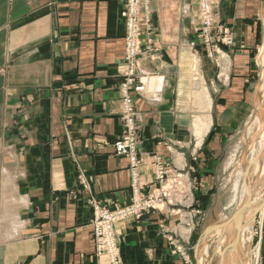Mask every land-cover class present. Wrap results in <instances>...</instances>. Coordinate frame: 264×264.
I'll list each match as a JSON object with an SVG mask.
<instances>
[{
  "label": "crops",
  "instance_id": "obj_1",
  "mask_svg": "<svg viewBox=\"0 0 264 264\" xmlns=\"http://www.w3.org/2000/svg\"><path fill=\"white\" fill-rule=\"evenodd\" d=\"M150 1L162 51L144 63L155 75L139 96L122 60L127 0H0V264H108L95 253L89 198L110 206L131 200L129 161L113 154L123 131V92L135 99L146 184L157 177L154 154L179 170V155L197 150L216 167L221 143L249 116L264 0H218L216 12L234 44L225 48L227 84L217 81L215 63L197 53L213 100L212 127L198 149L186 111L196 57L188 43L199 24L187 16L198 1ZM203 177L194 214L169 206L116 225L123 264H192L178 249L189 250L213 190L203 185L214 177ZM184 218L192 220L189 242L181 233Z\"/></svg>",
  "mask_w": 264,
  "mask_h": 264
},
{
  "label": "rangeland",
  "instance_id": "obj_2",
  "mask_svg": "<svg viewBox=\"0 0 264 264\" xmlns=\"http://www.w3.org/2000/svg\"><path fill=\"white\" fill-rule=\"evenodd\" d=\"M198 3L195 6L196 10H192L188 13L187 17H193L199 20V24L195 26L191 36H193L192 40H189V45L192 48L193 54H195V60L191 66L192 76L190 79V92L188 93V100L186 101L187 107L186 111L192 117L195 114L194 108V97H193V87H194V74L196 72V68H200V62L198 58V54L202 55V53L206 54V56L213 62L214 67L217 71V81L220 84H223L226 81L225 75H223V71L225 69V48H228L234 44V33L231 28L225 26L221 23L220 18L216 12L218 0H197ZM139 9H137V19H135V25L131 24V11L129 7V0H127L125 9L123 12V22H124V56L123 63L127 68L126 72V80L129 84H135V91L139 96H146L147 92V79L150 74L155 75L154 72L146 73L144 63L149 61H154V57H158L161 53L162 49L159 44V36L160 33L158 29L155 27V15L158 14L157 11H154L152 8L150 10L149 4H151L150 0H139ZM190 8V7H189ZM184 9V8H183ZM184 10H182V14L185 15ZM189 36V35H188ZM196 37H198V43L196 42ZM133 41V43H131ZM135 49L134 55L129 56L130 50ZM204 50V51H203ZM260 51V49H259ZM197 54V55H196ZM259 55V52H258ZM257 55V57H258ZM158 58H156L157 60ZM197 60V61H196ZM257 60V59H256ZM258 63V61H257ZM257 76L255 77V81L253 84V94H252V107L250 109V114L254 111V97L257 92L259 83L262 80V72L261 68L257 66ZM202 74V73H201ZM203 76V75H202ZM228 79V78H227ZM205 80V79H204ZM144 83V84H143ZM207 83V82H206ZM227 84V83H226ZM208 86V84H207ZM209 87V86H208ZM193 98V99H192ZM129 101L130 108H127L126 101ZM122 112H121V122L123 131L122 134L118 137L113 145V154L116 157L126 158L129 161V172L131 177V200L130 203L124 206H110L106 203L105 200H101L96 196H91L89 198V203L93 208V220L91 222L93 240L95 243V253L96 256L100 259L106 258L108 264H112V255L116 254L115 258H120V264H123L122 256H121V245L122 240L119 237L116 226L114 225V236L116 237V242L118 241L117 247H105V251L103 253V232H99L97 228V215L102 211H107L109 213H115L118 210H127L129 208H133L134 205L136 207L145 206L149 207L147 209H142L137 214H132L128 218L124 220L117 221L118 223L129 221V220H140L144 217V215L155 212V211H164L169 206L173 208L176 206V211L178 212L180 209H184L185 211L195 213V210H198L199 201V180L204 175L213 176L214 184H204L203 188L205 191L213 187V190L209 193L208 202L203 201V206L201 213L197 215V223L199 224L196 227V233L193 234L191 241L190 236L191 232L188 236L189 250L186 251L184 247L181 252L184 257L191 260L192 264H198L197 254H198V245L203 238V233L207 227L214 225L223 221L226 217H229L233 214L237 207L238 192L236 190V181L238 178L237 173L235 172L238 169V164L234 163V165L229 169H224V162L226 161L229 153L232 148L239 142L241 134L243 130L246 128V121L243 124L234 130L229 139L225 140L220 145L218 159L216 167L209 165L206 158H202L199 156L197 150L195 154H187L184 158L185 168L184 170L171 169L170 167H166V163L163 158L158 155H153V162L155 168V175L159 173L158 169H161L160 177H156L155 181L152 184H146L142 182L141 179V167L143 163L142 157V148L144 139L142 137V130L140 126V121L138 117L137 107L135 105V99L131 96L130 93L123 92L122 97ZM193 105V106H192ZM249 114V115H250ZM133 118V123H128V118ZM248 118V117H247ZM16 126V125H14ZM133 133V139H129L131 136L130 133ZM196 142V141H195ZM236 143V144H235ZM126 147V148H125ZM121 148H125L126 153H122ZM197 148V142H196ZM198 149V148H197ZM192 150H194V145L192 146ZM132 156L134 158V162L132 161ZM240 159V153L238 154ZM203 163V170L201 168H197L195 163ZM194 163L191 164L190 163ZM133 163H136L135 169L138 174V191L133 188V184L137 181L133 180L132 171L135 170L133 167ZM182 175H186L187 178H183ZM237 175V177H236ZM210 178V177H209ZM232 181V182H231ZM184 182L187 183V186L184 185ZM227 182V183H226ZM235 183V184H234ZM176 191V192H175ZM187 191V192H186ZM182 192V193H181ZM184 194L183 198L179 197ZM237 194V195H236ZM173 195H176L173 196ZM186 195V196H185ZM189 195V196H187ZM236 196V197H234ZM136 200V202H135ZM235 204V205H234ZM175 209V207L173 208ZM234 211L232 212V210ZM174 211V210H173ZM175 211V212H176ZM98 212V213H97ZM216 212V213H215ZM189 215V214H188ZM228 215V216H227ZM211 216V218H210ZM224 216V217H223ZM100 218V217H99ZM220 218V219H219ZM186 220L187 223L184 221ZM209 220V221H208ZM212 220V221H211ZM215 221V222H214ZM189 222V223H188ZM102 223V221H101ZM182 227H188L192 225L191 219H183L181 221ZM116 224V225H117ZM187 224V225H185ZM208 225V226H207ZM210 225V226H211ZM192 229L190 226L189 229ZM255 236L252 244V248L260 244V262L261 264V256H262V239L264 232V217L260 215L257 216V221L255 224ZM217 238V237H215ZM214 238L209 244L208 252L203 254L202 262L203 264H219L220 259V250L222 249V245L220 238L217 240ZM181 244L178 241V245ZM216 245V246H215ZM179 248V247H178ZM180 248L178 249L180 251ZM212 248V249H211ZM112 249L113 251H110ZM219 250V251H218ZM210 252V254H209ZM189 253V254H188ZM217 253V254H216ZM105 254V255H104ZM214 258V259H213ZM218 258V259H217ZM206 259V260H205ZM209 259H212L209 261ZM205 260V262H204Z\"/></svg>",
  "mask_w": 264,
  "mask_h": 264
},
{
  "label": "bare ground",
  "instance_id": "obj_3",
  "mask_svg": "<svg viewBox=\"0 0 264 264\" xmlns=\"http://www.w3.org/2000/svg\"><path fill=\"white\" fill-rule=\"evenodd\" d=\"M130 1L133 3L134 14L138 13L139 0ZM257 61L261 68L262 80L259 83L254 97V111L246 119V128L243 130L239 142L237 144L235 143L236 145L232 148L224 162L225 170H229L234 163L238 164V169L235 171L238 175L236 184L234 183L236 187L233 186L238 192V195L236 194L238 197L234 196L237 200V207L235 211L234 209L232 210V212L234 211L232 215L214 225L210 223L211 226L209 225L205 229L203 238L198 245V264H203V254L208 252L209 244L215 237L220 238L221 244H223L220 250V259L218 260L219 264H258L260 262V244L255 249L252 248V244L255 236L254 228L257 216L264 217V45L260 47ZM227 68H229L228 64L223 71V75L226 77V83H228ZM195 70L197 73L194 74L193 97L196 112L191 117V133L197 142V148H199L202 146L206 135L212 127L213 100L200 68H196ZM239 153L240 159L238 157ZM184 161L183 155L180 154L178 166L181 170L185 168L186 162L184 163ZM182 176L183 178H187L186 175ZM184 221L187 223L186 220ZM6 223L8 222L6 221ZM114 224L116 226L117 222ZM7 226L10 227V225ZM189 227H182L181 229V233L185 238H188L190 234L191 228L189 229ZM4 228L3 231H5ZM217 238L215 239L217 240ZM108 240L109 244L113 245V243H116L113 234ZM109 244H107V247H110ZM117 246L116 243L115 247ZM181 250L182 248H180ZM110 251L113 250L110 249ZM209 264L211 263L209 262Z\"/></svg>",
  "mask_w": 264,
  "mask_h": 264
},
{
  "label": "built area",
  "instance_id": "obj_4",
  "mask_svg": "<svg viewBox=\"0 0 264 264\" xmlns=\"http://www.w3.org/2000/svg\"><path fill=\"white\" fill-rule=\"evenodd\" d=\"M129 2H130L129 7H130V11H131V20L130 21H131V24L134 26L135 25V21H136L135 19H137L138 16H137V14L136 15L134 14L133 5H132L133 3L130 0H129ZM131 43H133V41H131ZM133 48L134 47H132V49L129 52V56L130 57L132 55H134V53H135V49L133 50ZM126 104L128 106L127 108H130V103H129L128 100L126 101ZM133 120H134L133 118L131 119L129 117L128 118V123H133ZM133 134H134V132L133 133L132 132L130 133L129 136H131V137L129 139H133ZM125 148H121V150L123 151L122 153H126L125 152ZM133 160H134V158L132 156V161ZM133 167L135 169L136 163H133ZM158 170H159V173H157V176L160 177V172H162V171H161V169H158ZM131 174H132L133 180L134 181H137V179H138L137 170L136 169L133 170ZM137 183H138V181L135 184L132 185L133 188H135L136 191H138V186H139ZM135 202H136V200H135ZM147 208H149V207H146V205L145 206H142V207L139 206V205H138V207H136L134 205L133 208H129L127 210H118L115 213H109L107 211H102L101 213H98L97 212L98 213V215H97V221H96L97 228L99 229V232H103V247H102L103 248V253L105 251V247H107V244H109L108 238L111 237L112 234L114 236V225H115L114 223L117 222V221H119V220L126 219L129 216H131L132 214L133 215L134 214H137L142 209H147ZM122 216H125V217H122ZM101 221H102V223H101ZM116 243L118 245V241ZM116 243H113V245L112 244H109V246L115 248ZM115 257H116V254L113 253V255H112V262L113 263L112 264H114V263L115 264H120V258H118V257L115 258Z\"/></svg>",
  "mask_w": 264,
  "mask_h": 264
}]
</instances>
